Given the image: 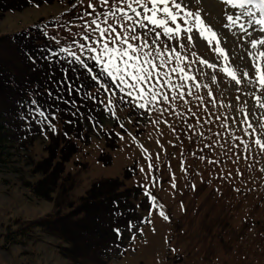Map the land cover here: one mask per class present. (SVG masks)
<instances>
[{"label":"rangeland","instance_id":"1","mask_svg":"<svg viewBox=\"0 0 264 264\" xmlns=\"http://www.w3.org/2000/svg\"><path fill=\"white\" fill-rule=\"evenodd\" d=\"M88 2L56 0L24 9L15 6L17 10L0 14V38L43 25L52 45L81 54L78 33L94 18L86 15ZM91 2L97 13L107 11L99 0ZM179 2L186 11L198 13L217 38L201 32L193 18L189 24L178 19L181 32L173 39L151 25L138 28L141 39L133 41L136 44H142L145 36L151 42L159 33V40L149 46L154 54L164 49L161 57L168 63L163 71L168 76L162 75L159 84L155 79L151 83L168 95L167 102L161 96L158 102L148 103L150 97L132 99L119 88L105 91L97 87L93 93L98 97L100 120L82 134L84 138L59 143L60 149L77 146L78 153L65 164L58 181L47 180L45 175L55 153V146L50 149L51 138L57 134L50 127L29 129L30 140L17 145L8 161L0 164V264H76L63 255L68 244L32 226L36 222L56 224L67 215L80 221L85 215L75 214L81 197L108 179L124 182L121 192L129 190L133 197L130 213L143 226L135 223L133 230H127L123 241L127 251L105 258L107 264H264V150L255 142L264 143V90L250 83L256 55L264 46L252 49L250 36L239 24L226 20L229 14H239V9L221 0ZM111 23L116 26L122 21L112 19ZM239 23L248 27V18ZM188 27L192 31L184 32ZM248 32L264 38L258 26L249 27ZM98 35L92 32L93 39ZM188 36L193 38L189 41ZM167 45L176 51L167 50ZM259 63L264 68V58ZM225 69L235 72L241 83ZM245 71L249 79L242 78ZM106 81L103 77L102 82ZM51 122L62 133L65 127L72 128L63 119ZM114 144L117 147L110 150L108 146ZM56 158L52 169L60 156ZM40 181H44L42 186ZM73 181L77 185L71 191ZM35 187L42 194L53 191L51 198L37 196ZM83 241L88 240L79 239ZM80 264L85 262L80 260Z\"/></svg>","mask_w":264,"mask_h":264},{"label":"trees","instance_id":"2","mask_svg":"<svg viewBox=\"0 0 264 264\" xmlns=\"http://www.w3.org/2000/svg\"><path fill=\"white\" fill-rule=\"evenodd\" d=\"M52 1L56 0H0V14L17 10L13 8L15 6L18 9H24L28 6L49 4ZM41 29H43V25H37L26 31L30 37L26 41L27 48L31 50V55L38 58L35 65L38 71H33V65L19 51V45L24 39L25 33L0 38V164L8 161L17 145L30 140L31 131L29 132V129H37L38 131V128L42 127L41 125L49 127L48 122H45L43 117L33 119L35 114H29L27 106L30 105V100L38 99L40 104L43 105L42 110L45 111V114L56 117L54 119L56 123H60L61 119L71 121L67 125H71L72 128H68L66 125L67 127L63 130V133L54 128L57 134H63L62 138H58L57 134L51 138L53 145L50 146V149L55 146V153L48 161L50 171H46L45 175L47 180L56 182L64 174L65 164L78 153L77 146L71 144L72 146L69 149L65 148V150L64 147L60 149L61 145L59 143H68L71 137L84 138L82 134L88 132L93 123L97 124V121L100 120V113L97 105L98 97L93 93L97 86L81 69L80 65L71 63L72 57L67 52H61V48L52 45L47 40L45 33H41ZM45 57L47 59H44ZM87 62L92 64L89 61ZM50 67L54 73V79H60L62 69H78L77 72L69 71L67 73L73 77V80L69 83L83 81L88 87L69 90L63 85L53 86L52 83H48ZM46 83L48 90L54 94L51 99L44 89ZM10 84L11 86H9ZM37 91L40 93L39 96L29 95L30 92ZM56 96H59L60 99H57ZM17 101L25 107L18 106ZM77 113L80 115L78 116ZM84 120L86 126H83ZM50 123L53 124L51 121ZM34 132L36 133V131ZM108 147L110 150H114L117 145H109ZM57 154L60 156V160L52 169ZM110 163L109 161L107 164ZM37 172L41 171L37 168ZM49 174H51L50 179L48 178ZM129 174L127 171L126 179L130 178L131 174ZM44 181H40L39 185L42 186ZM123 183L118 179H108L94 184L79 201L80 207L75 216L85 215V217L80 218V221L75 222L74 215H67L58 221L55 220L56 224L53 221L44 226L41 225V222H36L32 227L36 229L43 228L45 233L68 244L70 248L63 255L68 260L76 262V264H80V260H83L85 264H107L105 258L114 254H121L124 251L126 245L124 246L123 241L126 238L128 225L133 222L131 228L133 230L134 224L139 223L138 221L134 222V213H130L132 193L129 190L128 192H121ZM76 185L77 183L73 181L70 190L72 191ZM38 189L40 188H33L37 196L46 199L51 198L53 191H50L49 194H42ZM114 201L116 206L113 204ZM117 210L122 215L116 218L113 223L112 213ZM113 227L121 229L122 235L119 238L112 231ZM76 228L79 232H75ZM74 233L79 234V238H76ZM72 234L73 238L70 237ZM80 238L81 240L86 238L87 243H84V241L83 243L85 245L91 243L93 247L84 246L83 243L79 242ZM13 244L17 245L18 243Z\"/></svg>","mask_w":264,"mask_h":264},{"label":"snow or ice","instance_id":"3","mask_svg":"<svg viewBox=\"0 0 264 264\" xmlns=\"http://www.w3.org/2000/svg\"><path fill=\"white\" fill-rule=\"evenodd\" d=\"M221 3L230 6L231 9H239V14H229L226 16V20L233 24H239V28L246 32L251 40L252 49H257L258 46H264V38H257L252 33L248 32L249 27L258 26L259 33L264 34V0H221ZM99 4L102 8H106L107 11L97 13L96 5L89 0L86 12L88 17H94L89 20L88 23L82 26L81 41L79 48L81 54H77L70 49L61 48V52H68V55L72 57L71 63L78 64L81 69L90 77L91 81L99 88L105 91H111L113 87L119 88L121 92L126 91V95L132 99H145L150 97L148 103L158 102V97H163L165 102L169 97L167 94L162 93L158 88L152 85V81L155 79L156 83L161 82L162 75L164 78L168 76L167 71H163L168 61L161 57L160 49L153 53V49L150 48V43H156L159 40V33L150 42L147 36L144 37L142 44L133 43V41H139L141 36L137 35V30L145 29L151 25L156 29H162L163 34L170 39L177 38L181 32V26L177 23L178 19L182 20L184 24H189V18H193V23L198 26L201 32H210L211 38L216 39V33L211 32L206 26L203 25L198 13L186 11L185 5H182L179 0H99ZM39 6V5H37ZM183 13V16H181ZM259 13V15H257ZM85 14H81V18H84ZM97 16H102L103 19L98 22ZM243 17L248 18V27L243 23H239ZM112 19H118L122 21L120 25L114 26L111 23ZM102 24L108 25V27H102ZM169 24L175 25V28L169 27ZM91 29V31H88ZM42 34L46 33L47 29L40 30ZM99 32L96 39H93L92 32ZM184 32H191L192 27L183 29ZM193 37L188 36L187 40H191ZM30 39L27 33L24 34V39L19 45V51L23 53L24 57L33 65V71H38L35 68L38 58L31 55V50L27 48L26 41ZM59 43V41H57ZM180 47L186 45H178ZM167 50L175 52L176 50L167 45ZM221 54L224 55L223 51ZM90 53V57L85 58L83 53ZM264 58V51H259L256 55V63H254V78L250 79V83L258 84L260 89L264 90V68H262L259 61ZM44 59H47L45 57ZM90 59L92 64H89L87 60ZM170 59V58H169ZM179 60L180 57L177 56ZM157 61H159L157 63ZM201 63H207V61H201ZM69 71L77 72L76 68L62 69V75L60 79H54V73L49 68L48 83H52L53 86L63 85L74 90L80 87L87 88L88 85L83 81L78 83H69L73 80L72 76L67 73ZM175 72L176 69H171ZM228 75L237 83L240 84L241 80L237 79L235 72L228 71ZM180 72L183 73L184 69L181 68ZM107 77L106 82H102V78ZM191 79L190 77H182V79ZM243 79H249L250 73L245 71L242 73ZM165 83H169L167 80ZM147 85V89L144 87ZM11 86V84L9 85ZM183 85H172V87H182ZM45 92L51 99L53 92L48 90L47 83L44 85ZM135 93V95H134ZM30 96H39L40 93L30 92ZM115 95V93H113ZM182 95V94H181ZM60 99L59 96H56ZM17 105L25 107L21 102L17 101ZM140 108H145L144 103L138 105ZM29 114L33 115V119L43 117L45 122H48V126L55 131L50 121L56 119L55 116H49L45 114L43 105L40 104L38 99H31L30 105L27 106ZM51 107V105H50ZM264 107V104L261 105ZM71 123V121H69ZM257 145L264 150V143L260 140L255 141ZM152 167V165H149ZM116 206V202H113ZM122 214L117 210L112 213L114 218H119ZM160 215L164 219L168 217L160 212ZM132 224L128 225V229L131 230ZM112 231L116 234L117 238L122 235L119 227H113Z\"/></svg>","mask_w":264,"mask_h":264}]
</instances>
